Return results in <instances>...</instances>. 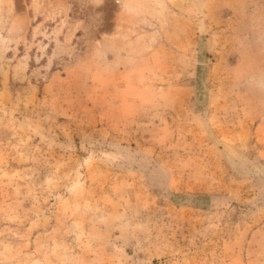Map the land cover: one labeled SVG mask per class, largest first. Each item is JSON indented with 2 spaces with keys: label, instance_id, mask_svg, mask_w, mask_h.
<instances>
[{
  "label": "rangeland",
  "instance_id": "374dc122",
  "mask_svg": "<svg viewBox=\"0 0 264 264\" xmlns=\"http://www.w3.org/2000/svg\"><path fill=\"white\" fill-rule=\"evenodd\" d=\"M0 264H264V0H0Z\"/></svg>",
  "mask_w": 264,
  "mask_h": 264
}]
</instances>
